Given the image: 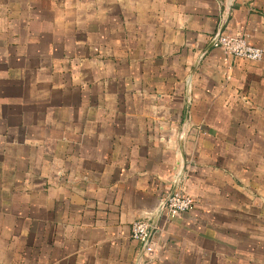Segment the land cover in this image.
<instances>
[{
    "label": "crops",
    "instance_id": "0c3cea01",
    "mask_svg": "<svg viewBox=\"0 0 264 264\" xmlns=\"http://www.w3.org/2000/svg\"><path fill=\"white\" fill-rule=\"evenodd\" d=\"M261 1L0 0V264H264Z\"/></svg>",
    "mask_w": 264,
    "mask_h": 264
},
{
    "label": "built area",
    "instance_id": "2783aa9c",
    "mask_svg": "<svg viewBox=\"0 0 264 264\" xmlns=\"http://www.w3.org/2000/svg\"><path fill=\"white\" fill-rule=\"evenodd\" d=\"M212 45L222 51L226 62H230L232 59L260 61L264 56V49L253 44L248 35L243 32L218 31L212 39ZM195 204L196 200L191 195L181 190H172L160 198L156 214L159 219H173L183 213L192 211ZM157 229L158 225L152 221L149 214L139 217L131 223V238L140 242L144 255H148L144 259H140L141 263L150 261Z\"/></svg>",
    "mask_w": 264,
    "mask_h": 264
},
{
    "label": "rangeland",
    "instance_id": "374dc122",
    "mask_svg": "<svg viewBox=\"0 0 264 264\" xmlns=\"http://www.w3.org/2000/svg\"><path fill=\"white\" fill-rule=\"evenodd\" d=\"M250 2L251 3H253V5H255L256 3H255V0H250ZM261 2H263V4H264V0H262ZM251 264H253V261H252V263Z\"/></svg>",
    "mask_w": 264,
    "mask_h": 264
}]
</instances>
